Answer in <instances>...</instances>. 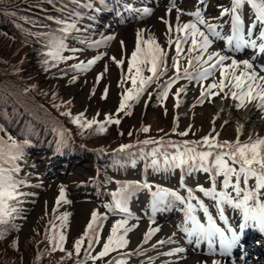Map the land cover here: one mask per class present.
I'll return each mask as SVG.
<instances>
[{
  "label": "snow or ice",
  "instance_id": "obj_1",
  "mask_svg": "<svg viewBox=\"0 0 264 264\" xmlns=\"http://www.w3.org/2000/svg\"><path fill=\"white\" fill-rule=\"evenodd\" d=\"M201 3H205V0H201ZM245 3L251 7L254 13V19L252 23L248 25L246 35L244 33L243 19L240 14V9ZM141 11L144 14H148L150 12L148 8H144ZM227 14H231L232 16V27L231 34L224 36L222 35L221 31L217 30L218 27L222 26L207 23L202 18V14L199 9L193 13H190V15L196 18V22L186 23L182 26V28L178 26L177 31H184V38L181 39L178 37L175 41L177 57H179L182 53L183 49L181 45L186 42L188 35L193 37L191 46L188 48L189 52L195 50L201 51L202 53L213 42V40L210 39V37H212L214 39L224 40L226 45L230 46L233 50L238 51L241 49L251 48L256 50L257 55L264 54V0H232L231 8L223 9L221 11V17ZM197 24L204 25L207 31H201L197 27ZM257 24L260 26V32L258 36L254 37V30ZM73 27L74 25H67L63 30L68 31ZM185 30H190V33ZM197 35L200 37L199 40L196 39ZM108 39H111V37H108ZM141 43H147L153 46L151 48L142 50L140 46ZM169 43L171 44L172 41L170 40ZM63 49V41L57 40L55 42L54 52L50 53V55H53L58 59H66L64 57H60L59 55ZM163 55L164 53L158 45H155L154 41H141L138 34L137 47L135 51H133L132 57L128 62L129 70L131 71L133 67H136V76H139L141 68L137 66V58L138 56H143L151 63L152 67L148 70L151 71L153 75L147 79L141 77L139 81V88L134 87L127 90V93L121 99L120 107L117 109V112L125 109L127 100L138 99L145 86L148 83H151L154 79H158L159 76L162 75L164 71H166L165 68H162ZM98 59H100L99 56L87 61V64L81 62V64L75 65L74 67L81 71H86ZM201 59L202 55H197L193 59L189 60V65H191L194 61L199 62ZM214 59L215 63H212ZM226 59H228V57L220 55L217 52H213L208 56L207 60L204 61V63L208 64V67L204 68L202 71H199L195 78L207 79L212 71L217 67L221 68V78L218 85L216 83L207 85L206 89L201 91V97H205L206 95H219V92H211V89L219 87V90L222 92L225 87L231 84L232 87L239 89L238 92L231 93L232 98L239 101V103L236 105L238 109L245 107L246 102L252 103L255 101V106L261 110H264V76H259L257 72L252 70L254 65L249 60L239 62L233 60L231 66H225L223 61ZM254 59L255 57H253V60ZM139 62L143 63L144 61L141 60ZM45 63H47V61H45ZM117 63L120 64L123 63V61H117ZM240 64L243 65L245 71H241L240 75L238 76L235 75V72L233 71L231 74V80L226 82L224 69L229 67L235 69ZM173 67L177 70L176 76L169 78V80L163 85V91L160 93L161 99L167 97V89L170 88L175 80L181 76L179 62L175 58L173 60ZM261 70L264 71V66H261ZM136 76L132 77V84L134 86L137 84ZM183 76L189 79L194 78L187 69L184 70ZM99 79L100 76L98 75L97 81H99ZM232 81H235V83L233 84ZM182 91H184V88L177 90V97ZM105 93H107V89H105ZM198 102L202 103L203 100L201 99ZM177 106H179V101ZM62 114L71 115L70 113ZM82 116L83 113H81L78 117H73V123L80 122ZM95 123H97L95 120H85L80 126L82 128L91 127V125ZM105 123L118 124L119 120L117 119L113 121L111 117L106 116ZM100 130L102 131L103 127H101ZM141 130L145 132L148 131L147 128H142ZM239 131L240 128L238 127L237 132L239 133ZM129 135H131V133H129ZM181 135H187V132L181 133ZM9 140H11V137H9ZM144 143L147 144L149 141H145ZM184 143L185 147L183 151L177 152L170 157L167 154H164V165L166 166L165 170L175 167L187 166L186 170L189 172L202 170L210 173L213 178L212 187L209 189H204L198 186L196 190L203 192L205 196L210 197L216 202L217 211L221 219H225L222 207L224 204L230 205L234 209H238L242 217L238 226V230H234L232 227H227L224 229L217 227L212 216L208 213L207 208L204 207L202 202L197 201V204L204 211L205 217L207 219V227L201 224L194 214L196 211V206L191 203V200L195 199V197L192 195L193 189L187 190L188 198L186 199L180 197L174 191L157 188L155 192H152V196L154 197L153 208L156 209L159 207V210H165L168 203L171 202L169 199L170 197L174 200L184 203L186 205L184 209V224L187 225V223L190 221L192 226L191 228L178 226L180 230L184 231L189 237H196L197 247L202 240H207L210 251L213 250V244L218 240L219 253L221 255H230L233 249L243 247L242 241L244 239L246 229L255 228L261 233H264V200H261V196H264V191H262L264 190V138H257L253 140L251 137H249L247 141L241 143L238 135L236 141H225L223 144H220L215 141V137L208 135L202 138V144L206 145L209 149L207 151L198 150V146L201 144V142ZM190 144L197 146H187ZM129 147L131 146L122 145L121 150ZM7 148L8 151L6 152L5 141L0 139V224L5 223L6 219L16 211L15 205L10 203V201H16L18 203V196L23 195L22 193L18 192V186L23 182L17 180L14 176L15 173L19 172V167L17 166L16 161L22 156L21 146L13 140L10 145H7ZM13 149H15V152L12 151ZM214 149H221V151L216 152ZM152 155H157L155 150L153 151ZM5 165H7V167H5ZM152 165L154 167H159L158 160L153 159ZM217 175H222L224 177L222 182L224 190L217 191L216 189L214 178ZM233 177H235L234 181L232 179ZM241 177H243V188L240 186ZM250 178L255 179V185L251 188L248 186V181ZM144 187L149 186L145 184ZM228 188L232 189V192L235 193V196H233L232 193L226 191ZM128 189L129 186L125 185L120 193H113L114 197H119V199H114V205L115 209H119L120 211L131 215L128 213L127 208L128 199L130 196ZM60 198H63V188L61 189ZM97 219L98 217L96 212H93L92 220L87 225L84 234L80 239L76 240L74 244V249L76 253L79 254L82 242L84 241L85 237L88 238V250L85 251L86 258L89 257V250L91 249L92 244L98 240V232L96 228ZM125 223L126 220H122L113 225L111 230L112 235L108 237V240L105 242L102 251L99 252L97 256L90 257L93 261L99 257L105 256L110 250L123 247L127 243L123 236L115 235L118 229L122 228ZM127 231H130V229L125 228L124 232L127 233ZM156 231H159V229L150 228L149 232L145 233L144 242H147ZM171 239L172 238L169 237L168 241H159L158 243L164 244L171 242ZM59 240L63 241L64 236L61 235ZM189 242L192 241L189 240ZM113 245H115V247H113ZM56 248H61V245L59 243H53V250H56ZM183 251V248H176L173 250V252L167 253V255H173ZM113 264H116V262L114 261ZM212 264H219V262L213 261Z\"/></svg>",
  "mask_w": 264,
  "mask_h": 264
},
{
  "label": "rangeland",
  "instance_id": "obj_2",
  "mask_svg": "<svg viewBox=\"0 0 264 264\" xmlns=\"http://www.w3.org/2000/svg\"><path fill=\"white\" fill-rule=\"evenodd\" d=\"M134 1L136 0H127L126 3H129V7L132 8L134 5ZM148 2V6H151L150 9L156 10L155 1H159L158 3H163L165 0H146ZM215 2H218L217 5L222 4V0H214ZM191 4V0H185V2H182V6L188 7ZM224 6H227V3L224 4ZM35 13L36 10H30ZM121 12V10H120ZM119 16V15H118ZM159 16H164L163 13H159ZM161 18V17H160ZM116 19H112L110 23L115 22ZM158 22H160L158 24ZM222 19L217 23L219 27V30L221 31L222 35L224 33V27L222 24ZM116 23V22H115ZM150 23V22H149ZM170 23L177 25L176 23V17L171 16L170 17ZM157 25V27H156ZM155 32H156V38L158 36H161L162 31L165 32L164 29V22L163 21H156L152 24ZM166 27V26H165ZM124 33L115 32L112 39H108V42L104 45L103 49L96 52L93 56H90V51H86L85 53H75L74 55L66 56L63 55L64 50L60 52V57H64L66 59H58V61L62 62L64 64V67L68 69L67 63H69L70 58L74 60H79V64H81V60L86 59L89 57V59H93L95 57H100V59L96 60L94 64L91 65L92 69L90 72H88L84 76H80L79 74L72 75V78H62L59 82L56 81H49V79H42V78H35L34 85H39L43 89H53L55 91H58L60 95H58L59 99L62 100L63 103L69 104L73 108V112L76 114L83 113V116L88 118L89 121L95 120L99 125V127L105 126L106 124H110L111 126L118 127L122 129L123 131H127V129H130L129 133L132 131L134 132V128L139 125L140 122H144L147 126L150 127V129L156 130L159 127H162V125L171 127L174 124V119L176 120V117H174L179 112H176V110L179 109L180 106L176 107L174 106L172 109V103L167 96L166 98H163L160 103L155 106L153 109H151L149 112L143 109V104L141 107L137 108L134 114L122 121V114H120L118 117H114L117 107V97L119 98L120 91H127L128 89L132 88H139V81L142 78H148L153 75L151 71L148 69L152 67L151 63L146 60L143 56H138L137 60V66L141 68V72L139 76H136V67H133L131 71L128 67V62L132 57L133 51H135L137 47V42L133 45L134 37L136 39L139 38L141 41L146 42L147 40L145 37H143L144 33L142 29L137 28V35L135 36V29H126L122 30ZM98 37H95L97 39ZM150 38V37H147ZM123 42V44H122ZM155 45H158L157 41L154 40ZM166 45V42L164 43ZM20 46V43L17 41H11L7 37L4 39L0 38V53L5 55L8 59H13V54L16 50V47ZM133 46V47H132ZM141 49H147L150 48V44L147 43H141ZM153 45H151L152 47ZM128 47L130 49L128 53V58L126 60L125 69L123 72V75L120 78V74L118 75V63L117 61H120L123 56V51L125 48ZM211 46L208 47L206 50H204L202 53L201 51H197L195 54V57L197 55L203 54V58L201 62L207 60L209 54L208 52L211 50ZM23 48H19L17 50V58L20 59L24 57V50ZM187 51H185L186 53ZM115 58V59H113ZM164 58V55H163ZM171 56L169 57V59ZM143 60V63H140L139 61ZM200 62V63H201ZM171 63V60L169 61ZM78 64V65H79ZM173 64V62H172ZM102 66V67H99ZM96 67H98L96 69ZM217 68H215L212 73L213 77H218L220 79L221 74H216ZM100 76L99 81H97V76ZM136 76L137 78V84L134 86L132 84V77ZM68 79V80H67ZM205 87V86H203ZM105 89H107V93H105ZM60 91V92H59ZM215 92V91H211ZM201 95V92H200ZM216 96L206 95L203 97V100L206 102V104L200 108L196 107L190 115H188L183 121L179 123V126L176 130V132H180L181 129L184 127H187L190 125V131L191 133L195 132L196 130L200 131H207L209 128H214L215 125H212V118L214 115L215 106L217 104ZM176 104V103H175ZM188 106V105H185ZM218 108V106H217ZM173 111V114H172ZM175 111V112H174ZM109 116L113 121L119 120V123H105V117ZM221 118L224 119V116L221 114ZM237 121V120H236ZM238 123L241 122L240 120L237 121ZM253 123V122H252ZM176 125V124H175ZM234 122L229 123L227 126H224L221 135H224L228 137L229 139H232L234 136ZM91 128H93L91 126ZM235 128V127H234ZM111 131V130H110ZM113 134V132H112ZM184 136H189L184 139L185 142H195L193 135L187 134ZM2 139V137H0ZM99 139V138H98ZM102 142V138L100 139ZM220 141H225V138L220 139ZM99 142L95 141L94 146H99ZM190 147L195 145H188ZM172 155V153L169 154V157ZM83 171L78 169V172L71 176L70 178H63L59 182H67L72 183L75 181H84L83 175H87V167L84 166ZM235 180V177H233V181ZM60 188V185H55V183H50L46 185L45 190H37L38 191V200L33 208V211L29 215V218L25 224H23L19 232L13 236L7 241H5L6 244L0 245V251L4 255L8 254L11 255H19V257L22 255L24 250H28L29 246H31V250L33 251L32 257H35V261H40V258H43V261L41 264H45L46 262H49L50 260L49 255L53 253V255L50 256L52 261H56L58 257L60 256V252L62 251L61 248H66L70 245H74L76 240L80 239L83 235V232L85 231L87 225L92 220V214L93 212H96L97 217L99 214L97 203H92L90 201L91 197H87L86 199H72V207L68 208H60V207H54L55 201H53L54 196L57 192V190ZM100 195H102L101 192H99ZM153 202L154 199L148 200V196L145 194H137L135 193V197L131 200L130 205H133L132 213L139 214L140 217H142V220L140 221L139 225H144L152 227V228H158L159 231H157V234H161L160 230V221H161V210H159V207L154 209L153 208ZM129 205V206H130ZM163 207V206H160ZM101 213L104 214L106 217V224L109 222V214L107 211H105L102 207H99ZM142 212V213H141ZM170 217H174L173 214H169ZM146 218H149L152 221V225L149 223H146ZM101 222V219L98 218L96 222V226ZM68 224L67 227L64 228L62 231V228L65 226V224ZM84 230V231H83ZM136 234V233H135ZM61 235L64 236L63 243L59 240V237ZM108 240V231H105L103 229V235L101 239V245H104L105 242ZM53 243H59L61 245V248H56V250H53ZM72 250H75L74 247L70 246ZM133 249V247H131ZM47 252V253H46ZM97 251H93L91 256H96ZM113 252H108L105 256L99 257L95 260V264H110L111 256ZM186 254H182V258H187ZM18 259H21L18 258ZM203 262L206 261L205 258L202 257ZM127 264L132 263V261H127ZM256 262L255 264H257ZM32 264V263H31Z\"/></svg>",
  "mask_w": 264,
  "mask_h": 264
},
{
  "label": "trees",
  "instance_id": "obj_3",
  "mask_svg": "<svg viewBox=\"0 0 264 264\" xmlns=\"http://www.w3.org/2000/svg\"><path fill=\"white\" fill-rule=\"evenodd\" d=\"M62 3V0H0V38L7 37L20 43L13 59L10 60L0 53V136L23 140V133L37 136L33 134H46L54 125L64 126L67 131L75 134L73 141L81 144L84 151L98 150L100 153L104 150L109 152L110 146L116 143L131 146L146 138H150L149 142L167 139L169 129L164 125L156 130L147 127L148 131L145 132L140 130L141 122L134 128V132H130L131 135L130 129L126 132L120 129L104 133L97 126L82 128L80 125L85 120L89 121L86 117L82 116L80 122L73 123V117L80 115H73L71 108L59 99V93L34 85V77L49 79L51 82L58 78L52 75L54 67L47 58V49L49 37L56 29L54 24L63 10ZM30 10H36L38 13ZM19 48H23L25 52L24 57L20 59L16 55ZM17 130H21V134L17 133ZM184 132L196 136V131ZM181 133L180 137L184 136ZM98 138H102L103 146H94ZM108 158L97 156L100 162ZM103 165L109 166L105 162ZM11 234L15 232L0 231V245L6 244L5 241L11 238ZM30 248L31 246L28 255L27 250L23 251L21 259H18L19 255H4L0 251V264H41L43 258H40L39 263L35 261ZM51 255L53 253L47 258L50 261L45 264H87L80 261L79 255L71 247L62 250L56 261H52Z\"/></svg>",
  "mask_w": 264,
  "mask_h": 264
},
{
  "label": "bare ground",
  "instance_id": "obj_4",
  "mask_svg": "<svg viewBox=\"0 0 264 264\" xmlns=\"http://www.w3.org/2000/svg\"><path fill=\"white\" fill-rule=\"evenodd\" d=\"M218 106V108H219V104L217 105ZM238 121V120H237ZM240 123V122H239Z\"/></svg>",
  "mask_w": 264,
  "mask_h": 264
}]
</instances>
